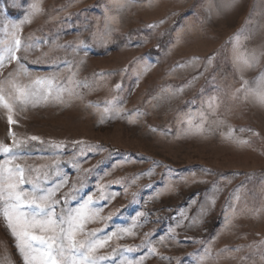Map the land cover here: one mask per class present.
Segmentation results:
<instances>
[{"label":"rangeland","instance_id":"374dc122","mask_svg":"<svg viewBox=\"0 0 264 264\" xmlns=\"http://www.w3.org/2000/svg\"><path fill=\"white\" fill-rule=\"evenodd\" d=\"M35 2L0 0V41L10 39L4 24L22 21ZM38 2L41 11L21 26L20 37L42 43L18 55L26 56L24 63L36 75L57 72L59 82L71 74L63 63L67 60L74 79L87 81L89 87L75 88L77 95L65 94L64 103L41 102L23 110L17 106V123L12 125L0 107V143L12 144L9 131L20 140L40 138L20 146L24 158L16 163L51 165L55 153L59 171L68 179L56 198L76 184L69 207H78L88 195L102 207L86 230H100L99 236L131 230L132 235L113 237L97 251L109 257L104 264L141 257L143 264H264V106L251 97L245 100L243 93L233 98L241 76L255 87L264 72V55L255 67L239 71L229 42L244 29L240 53L264 52V0H236L229 8L222 7L223 0ZM80 41L83 46L74 51ZM210 56L215 59L208 64ZM194 57L199 59L189 63ZM15 68V62L6 65L0 79ZM211 97L219 105L214 113L207 106ZM117 100L119 114L110 118L103 111L105 102ZM201 113L207 119L205 130L198 132ZM230 128L248 143L226 139ZM55 143L63 147L55 149ZM4 158L0 153V160ZM149 169L152 175H144ZM58 179L50 172L48 186ZM98 185L104 186L105 195H116L101 198ZM241 185L240 201L232 200L238 215L225 229L226 209L232 211L230 194ZM141 212L145 215L138 216ZM146 239L154 253L137 247ZM126 247L134 251H124ZM205 249L209 255L201 261ZM0 264H23L2 217Z\"/></svg>","mask_w":264,"mask_h":264},{"label":"snow or ice","instance_id":"6c2138e0","mask_svg":"<svg viewBox=\"0 0 264 264\" xmlns=\"http://www.w3.org/2000/svg\"><path fill=\"white\" fill-rule=\"evenodd\" d=\"M236 3V0H223L222 7L229 8ZM39 2L31 5L29 13L19 23L14 21H7L3 26V32L10 37L8 41H0V70H3L6 65L15 62L16 68L13 72H9L7 77L0 79V107L8 112L9 125L17 123L13 118L14 110L17 106L21 110L28 106L35 107L41 102L47 103L55 101L64 103L65 94L68 96L77 95L75 88H87L89 84L87 81H77L74 79L75 73L71 72V62L64 60L63 63L70 71L66 82L58 81V73L52 72L46 75H36L29 67L26 66L24 60L26 56L18 55V53H28L32 49L38 47L42 42L34 40L31 43H26L20 37L21 26L25 23H30L31 18L40 12ZM114 19V18H112ZM163 22V21H162ZM155 27V25H149ZM244 32L242 29L229 39L233 44V62L239 71L246 68L255 67L259 63V58L264 55V52L259 54L253 50L251 53H240V41ZM247 39V37H245ZM84 42L80 41L76 48L83 46ZM71 45H69L70 47ZM45 56L47 53L44 54ZM194 57L189 63H194L198 60ZM214 56L208 57V64H211ZM48 61H46L47 63ZM54 66H57L55 60L51 61ZM183 67L184 65H179ZM103 76L104 74H95ZM26 81V82H25ZM241 87L236 89L233 93V98H239V94L243 93V97L247 100L251 97L256 103L264 106V72L254 81L255 87L249 85V81L241 76ZM116 89H120L117 84ZM179 91H182L180 89ZM217 98L211 97L207 102L210 112L214 113L215 109L219 107L216 103ZM119 101H106L103 109L108 117H114L119 114ZM99 107V105H93ZM139 111L136 115H142ZM207 116L204 113L200 114L201 123L195 126V130L203 132V127ZM223 123V121H218ZM156 131V129H152ZM240 131H244L241 129ZM234 130L229 129L226 139L234 143L245 145L248 141L240 139L233 135ZM9 136L12 139V144L0 143V153L4 154V159L0 160V217L3 218L6 227L9 229L11 235L14 237L16 247L22 257L23 264H104L109 259L107 256L97 255V251L106 246L107 242L113 237L122 238L121 234L132 235L130 229H117L111 235L99 236L96 229L86 230L88 223L94 222L102 211L101 208L95 206L96 201L93 200L92 195H88L86 199L79 204L78 207H69V201L75 199L76 184H72L69 191L57 199L56 195L68 184L66 175H61L59 171L58 157L55 156L51 165H43L41 167L23 166L16 161L23 159L19 148L28 141H38L40 138L32 136L27 140L17 139L15 133L9 131ZM43 143V141H40ZM82 144V142H74ZM55 149L63 147L62 143L53 144ZM88 150H93L92 146H88ZM80 155H84V148L80 149ZM73 167L79 170V164L72 162ZM156 164V162H153ZM158 166V165H157ZM88 171V170H85ZM206 172L208 170H205ZM50 172L59 178L58 182L52 183L48 186L50 180ZM153 169H149L144 175L151 176ZM194 175V174H193ZM138 179V177H137ZM135 183V180L132 181ZM30 185V188L25 187ZM83 188V182L80 183ZM98 190L101 192V198L108 200L113 198L105 195L104 186L98 185ZM243 188L241 185L230 194V201L228 207L232 209L231 213L227 212L225 215L224 228L228 229L232 224V220L238 215L236 206L232 200L239 202L241 199L240 192ZM219 189L214 186V191ZM135 195V194H133ZM213 204L215 200L211 201ZM145 213H138V216H144ZM183 215V214H182ZM196 223V220H193ZM179 227V222L177 223ZM169 232H174V229H169ZM149 234L145 233V237ZM175 239L174 236L171 237ZM161 241L165 237L160 238ZM151 241L146 239L141 246L145 247L149 254L154 253L155 249L148 247ZM116 250L113 249V252ZM124 251L132 252V247H126ZM222 252L231 251L230 249H223ZM235 251H240L239 248ZM209 255L208 249H205L204 256L200 259L203 261ZM144 257L138 260H131L124 258L120 260V264H143ZM264 260V256L261 257Z\"/></svg>","mask_w":264,"mask_h":264}]
</instances>
